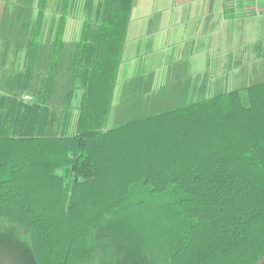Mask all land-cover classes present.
<instances>
[{"label":"trees","instance_id":"16d2710c","mask_svg":"<svg viewBox=\"0 0 264 264\" xmlns=\"http://www.w3.org/2000/svg\"><path fill=\"white\" fill-rule=\"evenodd\" d=\"M74 1L56 0L61 22L45 38L47 0H5L20 22L0 31V218L26 234L38 264H83L134 184L174 185L195 222L171 264H254L264 255V59L240 86L199 82L187 97L181 83L141 85L118 102L135 0H97L94 18L84 0L80 34L66 41Z\"/></svg>","mask_w":264,"mask_h":264},{"label":"crops","instance_id":"0c3cea01","mask_svg":"<svg viewBox=\"0 0 264 264\" xmlns=\"http://www.w3.org/2000/svg\"><path fill=\"white\" fill-rule=\"evenodd\" d=\"M83 1L77 12L68 9L66 41L78 38L87 18ZM94 1L91 18L96 16ZM256 2L261 5L259 0H135L115 100L141 85L153 88L181 83L184 96L198 97L199 82H205L208 91L219 83L225 88L240 84L250 76V64L264 59V24L243 25ZM6 8L5 0H0V31L11 20L20 22L16 16L9 19ZM61 13L58 3L47 5L44 28L57 27ZM74 24L78 29L71 34Z\"/></svg>","mask_w":264,"mask_h":264},{"label":"rangeland","instance_id":"374dc122","mask_svg":"<svg viewBox=\"0 0 264 264\" xmlns=\"http://www.w3.org/2000/svg\"><path fill=\"white\" fill-rule=\"evenodd\" d=\"M81 1H74L73 12H77ZM47 3L53 6L56 0H47ZM259 3L261 5L257 2L252 5L251 15L246 17L243 25L264 24V0ZM50 28H44L45 38L51 37L53 29ZM77 29L75 24L72 25L71 34ZM8 176V173L1 174V178ZM184 196L174 185L156 193L149 185L134 184L127 203L109 213L94 231L92 239L96 251L93 258L83 264H171L172 254L195 222L179 212L178 200ZM0 264H38L26 234L2 218Z\"/></svg>","mask_w":264,"mask_h":264},{"label":"water","instance_id":"95a60500","mask_svg":"<svg viewBox=\"0 0 264 264\" xmlns=\"http://www.w3.org/2000/svg\"><path fill=\"white\" fill-rule=\"evenodd\" d=\"M264 263V255L260 257L254 264H263Z\"/></svg>","mask_w":264,"mask_h":264}]
</instances>
